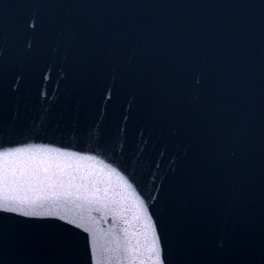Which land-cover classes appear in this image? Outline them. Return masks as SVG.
<instances>
[{"label":"water","instance_id":"water-1","mask_svg":"<svg viewBox=\"0 0 264 264\" xmlns=\"http://www.w3.org/2000/svg\"><path fill=\"white\" fill-rule=\"evenodd\" d=\"M155 246L165 264H264V228L215 187L0 90V264H155Z\"/></svg>","mask_w":264,"mask_h":264},{"label":"snow or ice","instance_id":"snow-or-ice-1","mask_svg":"<svg viewBox=\"0 0 264 264\" xmlns=\"http://www.w3.org/2000/svg\"><path fill=\"white\" fill-rule=\"evenodd\" d=\"M33 27H35V25H33ZM3 200H4V203H3V206H2V210L4 211H10V212H20L21 209L19 207H10L9 206V203L10 202H14V203H17V204H33L35 203L34 200L28 198V197H24V198H16V197H12V196H4L2 197ZM24 216H27V217H36V216H42V215H47V214H44V213H38V212H35V211H25L22 213ZM69 223H74L72 221H69ZM153 252L155 253L157 259L155 261V264H165V261H164V258H163V255H162V249L159 248L158 246H155L153 248Z\"/></svg>","mask_w":264,"mask_h":264}]
</instances>
